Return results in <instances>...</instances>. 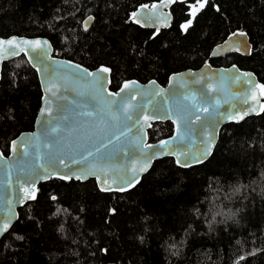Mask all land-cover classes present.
<instances>
[{
    "label": "trees",
    "instance_id": "1",
    "mask_svg": "<svg viewBox=\"0 0 264 264\" xmlns=\"http://www.w3.org/2000/svg\"><path fill=\"white\" fill-rule=\"evenodd\" d=\"M156 1L0 0V36H42L53 58L105 66L111 90L127 79L164 84L205 62L248 69L264 86V0H171L167 28L132 21L139 5ZM198 2L203 7L190 17ZM236 30L247 34L250 53L210 58ZM40 94L22 55L1 64L2 154L32 129ZM172 130L169 121L153 122L147 139ZM0 264H264V108L224 124L204 162L181 168L170 157L155 160L128 190L101 192L93 179L39 183L0 237Z\"/></svg>",
    "mask_w": 264,
    "mask_h": 264
},
{
    "label": "water",
    "instance_id": "2",
    "mask_svg": "<svg viewBox=\"0 0 264 264\" xmlns=\"http://www.w3.org/2000/svg\"><path fill=\"white\" fill-rule=\"evenodd\" d=\"M170 3L139 5L131 19L142 28H167L172 21ZM90 21L91 16L86 17L82 27L87 29ZM13 38L40 41L41 47L21 44L24 50H10L15 55L4 51L7 45L0 47V69L3 62L22 55L36 72L41 94L32 129L14 137L6 155L0 151V237L15 222L18 208L33 199L37 185L49 178L93 179L101 192H122L133 187L155 160L170 157L181 168L204 162L224 124L239 123L264 108V86L252 71L235 64L205 62L171 73L164 84L127 79L111 90L107 67L88 69L53 58L51 44L42 36H0V40ZM250 49L247 34L236 30L216 43L209 57L246 56ZM101 68L108 71L99 72ZM131 82H135L132 88L115 95ZM42 109L51 115H41ZM158 121L171 122L172 134L150 142L147 129Z\"/></svg>",
    "mask_w": 264,
    "mask_h": 264
},
{
    "label": "snow or ice",
    "instance_id": "3",
    "mask_svg": "<svg viewBox=\"0 0 264 264\" xmlns=\"http://www.w3.org/2000/svg\"><path fill=\"white\" fill-rule=\"evenodd\" d=\"M201 7H203V5H201ZM187 27V25H185V28ZM21 44H25V45H30L33 47V49L37 48V47H41V42L40 41H17L15 40L14 38L13 39H8V40H0V47L4 46V45H7L8 47L4 49L5 52H9L11 55H15L16 52L15 51H10L11 49H20V50H24L22 48H20V45ZM76 67H79V66H76ZM85 72L87 70H84ZM108 69L106 68H101L99 69V72H107ZM88 75H97L98 76V73H88ZM99 79H103V77H99ZM135 82H131V83H126L123 88L120 89V92H117L115 93V95L119 96L121 92H124L125 90L129 89V88H132L134 86ZM49 91H51V89H48ZM204 111H207V109H203ZM124 111H128V109H124ZM45 112H47L48 115H51V111L50 110H46V109H42L41 110V115H44ZM84 115H91L90 113H84ZM242 118V117H241ZM146 120L149 119V117H146L145 118ZM197 119H199V117H197ZM192 121H190L191 123ZM178 130H179V127H178ZM52 131H56V129H52ZM186 132L188 134H191V129H186ZM173 139H176L175 137H173ZM168 142L167 141H163L162 144H167ZM13 151L15 152L16 150V146H15V142H13ZM148 147H152L151 145H149ZM177 163H180V160L179 158L177 159ZM181 166H187L185 164H182ZM146 169V165L144 167H142L140 169V171H144ZM135 171V170H134ZM63 178V177H62ZM79 178V177H77ZM34 198V197H33ZM4 227L6 228L7 225H4Z\"/></svg>",
    "mask_w": 264,
    "mask_h": 264
},
{
    "label": "rangeland",
    "instance_id": "4",
    "mask_svg": "<svg viewBox=\"0 0 264 264\" xmlns=\"http://www.w3.org/2000/svg\"><path fill=\"white\" fill-rule=\"evenodd\" d=\"M201 4H202L201 2H198V3H196V4L190 6V8H189V15H190V17L193 15V12H194L197 8H199V7L201 6ZM189 21H190V18H189L188 21L183 22V23L180 25L181 29H184V28H185V25H188Z\"/></svg>",
    "mask_w": 264,
    "mask_h": 264
},
{
    "label": "built area",
    "instance_id": "5",
    "mask_svg": "<svg viewBox=\"0 0 264 264\" xmlns=\"http://www.w3.org/2000/svg\"><path fill=\"white\" fill-rule=\"evenodd\" d=\"M51 54H52L53 56H55L56 53L51 51Z\"/></svg>",
    "mask_w": 264,
    "mask_h": 264
}]
</instances>
